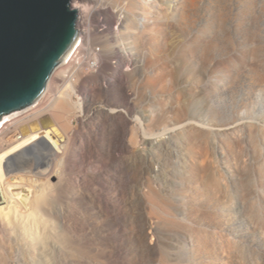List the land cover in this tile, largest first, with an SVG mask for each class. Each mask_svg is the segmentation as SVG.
Returning <instances> with one entry per match:
<instances>
[{
	"label": "rangeland",
	"instance_id": "374dc122",
	"mask_svg": "<svg viewBox=\"0 0 264 264\" xmlns=\"http://www.w3.org/2000/svg\"><path fill=\"white\" fill-rule=\"evenodd\" d=\"M149 2L154 44L118 74L133 115L107 116L123 99L90 56L57 87L70 101L71 154L40 151L11 173L12 183L47 189L48 243L18 251L22 264H264V0H174L168 12ZM72 5L85 12L83 30L97 4ZM144 137L167 151L152 156Z\"/></svg>",
	"mask_w": 264,
	"mask_h": 264
},
{
	"label": "bare ground",
	"instance_id": "6f19581e",
	"mask_svg": "<svg viewBox=\"0 0 264 264\" xmlns=\"http://www.w3.org/2000/svg\"><path fill=\"white\" fill-rule=\"evenodd\" d=\"M92 1L96 2L97 7L89 12V24L83 30L78 28V41L54 71L43 96L24 111L12 113V116L7 115L0 120V234L7 238L8 246L6 245L7 247L2 250L11 257L8 264H22L17 257L21 249L37 252L48 243L45 236L46 227L42 222L46 215L45 205L48 202L47 196L44 198L43 194H46L47 189L36 188V185L34 188L25 183H12L10 178L14 170L24 167L20 164L24 163L25 159L30 156L38 157L40 151L44 155H48L46 153L49 151L62 158L67 157L71 152L74 134L67 124L69 112L72 113L69 111L71 109H68L70 101L68 102V98H63L66 96L59 95L61 91H58L60 89L57 87L68 85L73 79L74 69L84 68L88 57L95 55L94 67L102 74L104 80L109 81V93L116 92L123 99V102H118L117 105L111 104L107 116H122L121 109L124 108L129 117L136 109L129 98L131 92L127 88V80L123 82L124 75L120 79L118 74L123 73L125 65L134 63L141 55V45L154 44L149 34L154 25L149 21L150 2L149 0ZM160 3L162 11L168 12L173 8L174 0H161ZM78 8V21L81 22L85 12L81 6ZM96 16L104 17L103 23L107 25V29L94 26ZM97 31H100L102 36L97 38ZM97 46L100 47L99 50ZM71 96L73 97V93ZM175 136H177L175 133H171V138ZM113 138L116 141L113 152L121 153L128 147L126 129L124 131L118 129L117 133L113 134ZM144 139L149 140L152 156L161 155L159 151H167L164 143H156V140L152 142L145 137ZM205 155L202 165L208 161V156L205 157ZM64 159L63 166L66 168L67 163ZM197 163L202 167L200 162H195ZM17 179L20 180V178ZM32 211L36 213L39 220L35 227L27 224V218L33 215ZM39 259L41 264L42 260Z\"/></svg>",
	"mask_w": 264,
	"mask_h": 264
},
{
	"label": "water",
	"instance_id": "95a60500",
	"mask_svg": "<svg viewBox=\"0 0 264 264\" xmlns=\"http://www.w3.org/2000/svg\"><path fill=\"white\" fill-rule=\"evenodd\" d=\"M73 0H0V120L35 104L79 38Z\"/></svg>",
	"mask_w": 264,
	"mask_h": 264
}]
</instances>
